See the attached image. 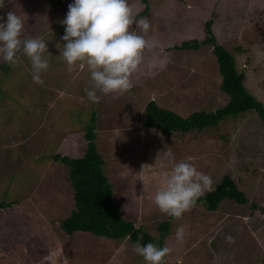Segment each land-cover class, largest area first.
Wrapping results in <instances>:
<instances>
[{
  "label": "rangeland",
  "instance_id": "rangeland-1",
  "mask_svg": "<svg viewBox=\"0 0 264 264\" xmlns=\"http://www.w3.org/2000/svg\"><path fill=\"white\" fill-rule=\"evenodd\" d=\"M72 0H4L0 17L24 18L25 35L46 40L49 67L33 80L30 59L22 52L10 69L0 61V264H146L136 241L65 231L63 221L75 208L68 168L56 153L83 156L92 129L105 174L113 184L122 215L160 237L170 220L164 247L166 264H264V122L256 111L230 118L203 131L163 134L145 125L150 100L183 117L215 111L230 96L212 44L178 49L203 40L212 21L217 41L232 51L247 89L264 103V0H129L136 18H146L147 33L160 46L145 54V64L166 58L163 68L133 74L124 94L88 99L86 65L69 71L60 54L66 43L61 23ZM147 15H144V11ZM185 160L211 177V190L230 175L249 198L246 204L223 200L216 211L202 204L182 217L162 213L154 194L171 165L164 152ZM160 153V155H159ZM67 171H66V169ZM141 177L148 179L145 191ZM210 190H206L208 192ZM256 203L258 207H254ZM184 229V241L175 236ZM50 264V262H46Z\"/></svg>",
  "mask_w": 264,
  "mask_h": 264
},
{
  "label": "clouds",
  "instance_id": "clouds-1",
  "mask_svg": "<svg viewBox=\"0 0 264 264\" xmlns=\"http://www.w3.org/2000/svg\"><path fill=\"white\" fill-rule=\"evenodd\" d=\"M3 3L4 0H0V6ZM61 23L65 26L61 39L66 43L60 48L59 55L70 72L79 65H86L91 87L85 91L92 102L101 99L98 93L128 92L134 87V73L144 67L149 70L163 68L167 63L166 58H156L145 64L146 52L159 47L160 42L133 29L136 24L147 33L150 24L146 18H136L129 0H72ZM47 51L45 39L25 35L21 15L9 12L6 20L0 17V61L15 64L22 52L31 61L33 80L41 83L40 73L49 67ZM164 158L171 168L161 179L153 200L162 213L178 219L196 205L206 190H211L212 180L191 162L176 161L170 149L164 152ZM140 179L147 191L148 179ZM175 236L178 242L184 241L182 226L176 229ZM133 250L146 264H166L170 252L166 246L153 242L141 244L139 241ZM46 262L54 264L51 258L42 259L41 264Z\"/></svg>",
  "mask_w": 264,
  "mask_h": 264
},
{
  "label": "trees",
  "instance_id": "trees-1",
  "mask_svg": "<svg viewBox=\"0 0 264 264\" xmlns=\"http://www.w3.org/2000/svg\"><path fill=\"white\" fill-rule=\"evenodd\" d=\"M144 15H147L145 10ZM208 35L203 40L185 41L178 49H197L203 44H212L222 76L221 89L230 99L215 111H196L188 117L165 109L155 100L146 105L145 125L160 130L163 134L187 133L193 130L203 131L216 127L221 122L237 118L239 115L256 111L264 122V103L252 94L244 84V73L237 68L235 54L217 41L213 34L212 21L206 23ZM10 63L3 69L9 70ZM88 143L83 156L73 157L56 153L52 157L68 168L70 180L74 187L75 208L70 216L63 221L66 232L73 234L77 231L93 233L96 236L118 240L130 238L133 241L146 244L153 242L164 247V238L170 234V220H164L159 226L160 237H155L146 229L123 217L117 205V198L113 184L104 171L105 160L98 151L95 132L90 129L85 134ZM225 199L235 200L240 204L249 202V198L242 191L230 175H226L215 188L205 192L196 203L202 204L206 210L216 211ZM6 203L0 202V208ZM195 205V206H196ZM254 207H258L253 203Z\"/></svg>",
  "mask_w": 264,
  "mask_h": 264
}]
</instances>
